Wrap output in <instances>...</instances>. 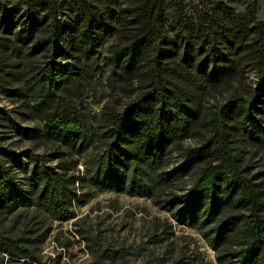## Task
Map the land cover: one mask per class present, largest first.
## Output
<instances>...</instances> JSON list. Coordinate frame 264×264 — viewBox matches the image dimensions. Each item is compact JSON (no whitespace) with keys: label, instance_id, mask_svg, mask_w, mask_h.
I'll use <instances>...</instances> for the list:
<instances>
[{"label":"trees","instance_id":"1","mask_svg":"<svg viewBox=\"0 0 264 264\" xmlns=\"http://www.w3.org/2000/svg\"><path fill=\"white\" fill-rule=\"evenodd\" d=\"M72 2L75 18L67 23L58 18L57 0H0V31L16 35L24 42L40 37L33 48L47 50L50 57L36 95L37 109L47 113L48 133L40 134L78 146L85 143V123L70 102L65 100L67 107H61L58 91L69 81L84 78L87 71L70 63L62 64L59 59L74 57V51L85 55L98 53L102 41L116 33L113 19L123 29L132 28L126 44L117 45L110 59L114 68L125 74H144L148 90L128 102L122 111L106 115L101 124L111 153L108 157L100 156L92 170L91 182L101 190L153 195L151 187L139 176L148 178V167L160 168L179 128L171 124L172 115L165 110L168 100L177 108L175 118L182 129L198 114L183 102L177 91L166 85V76L177 70L173 64L179 56L184 64L208 81H214L221 74L233 71L229 65H222L231 60L220 51L219 41L230 45L238 42L235 54L247 52L257 77L255 92L249 99L233 95L221 105L215 117V149L211 151L217 153L214 160L218 163L210 159L201 165L192 188L168 204L179 221L201 231L219 253L220 264H264V183L246 176L230 146L234 141L229 139L238 106L249 138L264 145V20L255 19L252 23L253 9L235 13L224 1H212L213 8L203 10L199 17H188L181 3L175 0L179 25L197 34L200 45L195 49L183 36L181 42L175 40L173 48L165 49L159 47L158 41L166 43L163 31L172 0H138L134 8L119 13L111 8L92 10L85 0ZM180 73L193 82L200 79L184 69ZM0 92L8 93L1 87ZM20 132L31 138L36 136L35 129ZM206 147L189 149L184 166L159 173V183L168 184L183 176L198 159L209 158L204 152ZM6 156L23 167L25 154L0 144V208L4 212L11 214L21 206L38 205L54 217L66 219L72 214L73 200L84 202L70 188V178L46 165H37L34 171L38 180L31 181V186H37L35 196L24 194L16 183L14 167H7L3 161ZM237 238L241 239L240 247L230 249L229 245ZM2 249L12 259L31 257L41 262L22 241L5 242Z\"/></svg>","mask_w":264,"mask_h":264},{"label":"rangeland","instance_id":"2","mask_svg":"<svg viewBox=\"0 0 264 264\" xmlns=\"http://www.w3.org/2000/svg\"><path fill=\"white\" fill-rule=\"evenodd\" d=\"M57 1L58 18L72 22L75 18L72 0ZM85 1L92 10L111 8L117 13L134 8L138 3V0ZM177 1L188 17H199L203 10L213 8L212 1H224L235 13H247L253 9L252 23L255 19L264 20V0ZM176 7L175 0H172L163 31L166 43L158 41V45L173 48L175 40L181 42L184 36L196 49L200 45L197 34L179 25V9L175 10ZM24 11L22 5L21 12ZM111 21L116 33L102 41L98 53L85 55L82 51H74V57L59 59L62 64L70 63L87 71L84 78H79L78 82L71 80L58 91L61 107H67L65 100L70 102L85 123V143L78 146L58 141L49 134H40L48 133L47 113L37 109L36 95L50 60L47 50L33 48L40 37L24 42L16 35L0 31V87L8 91L0 92V144L25 154L23 167L9 156L3 161L7 167H14L16 183L26 195L35 196L37 186H31V181L38 180L34 171L37 165H46L70 178V188L84 201L73 200L72 214L66 219L56 218L38 205L21 206L11 214L0 208V264H220L219 253L201 231L179 221L168 201L192 188L201 165L210 159L218 163L214 160L217 153L211 152L216 142V113L233 95L249 99L257 85L247 52L235 54L238 42L230 45L219 41L220 51L231 60L222 62V65H229L233 71L221 74L214 81H208L196 69L184 64L179 56L173 64L178 72L166 76V85L177 91L183 102L196 109L198 114L195 119H190L187 128L182 129L175 118L177 108L171 99L168 100L165 110L172 115L171 124L179 128L160 168L148 167V178L139 176L151 187L153 195L101 190L91 182L98 158L111 155L101 124L106 115L122 111L128 102L148 90L144 74L129 75L114 68L110 57L117 45L126 44L132 28L123 29L116 20ZM151 54L155 52L151 51ZM182 69L200 79L191 81L180 73ZM239 109L237 106L234 110L235 123L229 138L234 142L230 146L246 176L264 183V145L249 138ZM27 128L35 129L36 136L31 138L20 132ZM204 146H207L204 152L209 158L198 159L183 176L170 183H159V173L184 166L187 151ZM16 240L24 242L41 262L31 257L10 258L2 247L5 242ZM240 243L241 239L237 238L229 248H239Z\"/></svg>","mask_w":264,"mask_h":264}]
</instances>
